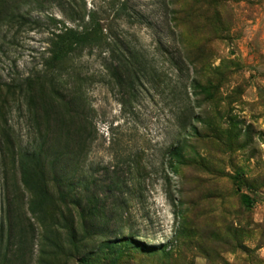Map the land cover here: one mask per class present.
Segmentation results:
<instances>
[{
  "label": "rangeland",
  "instance_id": "rangeland-1",
  "mask_svg": "<svg viewBox=\"0 0 264 264\" xmlns=\"http://www.w3.org/2000/svg\"><path fill=\"white\" fill-rule=\"evenodd\" d=\"M92 18L132 86L108 53L50 64V19ZM39 147L57 170L45 222L17 160ZM63 173L104 210L94 230L62 202ZM0 233V264H264V0H0Z\"/></svg>",
  "mask_w": 264,
  "mask_h": 264
},
{
  "label": "trees",
  "instance_id": "trees-1",
  "mask_svg": "<svg viewBox=\"0 0 264 264\" xmlns=\"http://www.w3.org/2000/svg\"><path fill=\"white\" fill-rule=\"evenodd\" d=\"M1 17L9 24L14 22V14L8 4L1 5ZM57 32L52 33L49 41V62L50 64H62L72 59L75 55H82L86 51L94 52L99 51L101 54L108 53L109 57L105 58V68L110 72L112 78L117 85L121 88L125 86H132L134 80L139 78V74L134 70V65L131 59H127L124 54L119 51L117 45H111L108 41V36L104 33L98 21L91 19L89 22H83L78 25V28H69L65 24L59 27L61 22L55 19H50ZM114 46L116 48H114ZM130 53V50H127ZM131 54V53H130ZM111 55L113 58H111ZM118 57H115L117 56ZM109 61V62H108ZM198 83V82H196ZM197 88H201L197 85ZM194 116V115H193ZM80 117H83L80 114ZM197 117H193L196 120ZM84 130H78V144L80 143V152L76 160L81 158L84 152V147L87 145V138L83 136ZM183 144L180 143L171 152V169L176 174L179 173V167L186 162V155L184 153ZM80 156V157H79ZM18 164L21 172V180L23 186L31 193L33 201L31 203V212L34 216H40L42 222H45L48 214V207L52 204V197L49 187V175H56V164L51 162L46 156L43 147L27 150L19 153ZM75 174V173H74ZM71 174L63 173L61 180L62 188L64 191L61 194L62 202L65 204L71 203L81 210L82 218L84 221L89 220L88 225L91 230H94L101 223H99L101 215L104 213L103 209L97 208L94 204L95 195L91 188L87 186H80L79 191L70 183ZM241 188V185H238ZM240 202L245 208H252L254 205L251 197L245 193L240 195ZM66 218V217H64ZM2 236L0 233V240ZM130 240H123L121 243L108 241L106 247L115 250L117 246H129ZM116 247V248H117ZM81 264H94L88 257L80 259Z\"/></svg>",
  "mask_w": 264,
  "mask_h": 264
}]
</instances>
